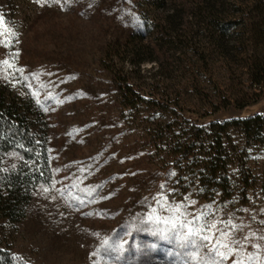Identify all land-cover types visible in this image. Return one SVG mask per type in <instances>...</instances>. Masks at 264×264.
<instances>
[{"label":"rangeland","instance_id":"374dc122","mask_svg":"<svg viewBox=\"0 0 264 264\" xmlns=\"http://www.w3.org/2000/svg\"><path fill=\"white\" fill-rule=\"evenodd\" d=\"M253 3L0 0V41H10L0 43V62L14 64L0 63V95L21 108L49 168L44 179H29L18 216L0 212L8 264H187L185 253L198 264L206 242L192 236L186 249L177 238L189 221L216 224L202 233L213 236L235 225V236L260 245L245 252L264 258V132L246 141L239 126L229 128L255 180L243 200L228 202L178 194L175 171L151 159L147 145L149 132L178 126L182 115L204 123L264 113V82L250 73L255 53H264L252 31L260 18ZM124 80L163 106L125 104ZM2 146L6 193L4 178L25 161L20 148Z\"/></svg>","mask_w":264,"mask_h":264},{"label":"trees","instance_id":"16d2710c","mask_svg":"<svg viewBox=\"0 0 264 264\" xmlns=\"http://www.w3.org/2000/svg\"><path fill=\"white\" fill-rule=\"evenodd\" d=\"M252 10L260 16L253 21L252 31L257 45L264 48V0H254ZM255 54V62L250 67L251 80L261 86L264 82V53ZM119 88L123 102L131 107L145 102L164 104L163 99L146 96L127 80L121 81ZM26 119L19 106L0 95V143L6 149L20 148L25 161L24 170L20 168L4 178L7 192L0 193V212L9 218L20 214L18 206L27 198L29 179H44L49 173L45 144L36 143ZM186 120L182 115L176 123L178 126L170 122L149 132L147 145L153 149L150 158L160 162L161 167L175 171L173 186L182 196L187 194L206 200L217 197L220 202L243 200L255 179L243 153L235 150V146L231 147L229 128L239 126L246 141L251 137L255 140L259 138L257 133L264 132V113L255 112L240 118H212L204 123ZM233 166L236 169L233 170ZM5 251L0 249V264H8L12 259Z\"/></svg>","mask_w":264,"mask_h":264},{"label":"snow or ice","instance_id":"6c2138e0","mask_svg":"<svg viewBox=\"0 0 264 264\" xmlns=\"http://www.w3.org/2000/svg\"><path fill=\"white\" fill-rule=\"evenodd\" d=\"M38 3H41L42 6L45 3H48V0H37ZM53 2H59V0H53ZM68 0H65V3H67ZM0 25H3V17L0 16ZM5 32L10 31L9 29L5 28ZM3 34V33H0ZM14 35V33H12ZM0 43H3L5 47L8 46L10 41H0ZM13 58L18 55V53L12 54ZM3 65L8 66L9 68L14 67L13 63H10L9 60H4L2 62ZM18 71H22V69H18ZM179 207L176 208V212H179ZM151 220L152 217H149ZM197 220L200 219V217L196 218ZM164 223H171L172 229L177 228L176 223H172L171 221L165 220ZM231 222H229L230 224ZM192 224L191 221L181 224L180 229L186 230L181 231L178 235V239L183 241L181 244V247L183 248H192V241L189 239L192 236L199 235L201 240L206 242L200 247L207 249V257L200 256L198 260V264H223V262L228 259L229 257H234L233 264H264V258L257 257L253 253H246L245 248L248 246L254 247L259 249L260 245H252L250 244V237L245 236L243 237V240H241L239 237L235 236L234 233L236 232V226L231 225L229 231H220L218 236H213L210 234H202L205 232L211 233L212 229H216V224H204L201 225L199 228H193L190 227ZM251 236H255V233H251ZM260 239H264V237H260ZM107 243V242H105ZM223 249V251H221ZM185 256L187 257V264H191L193 260H196L197 257L192 253H185ZM218 257V259H216Z\"/></svg>","mask_w":264,"mask_h":264}]
</instances>
